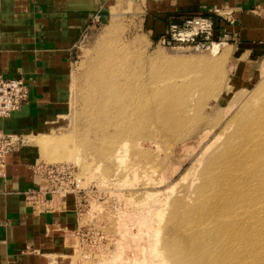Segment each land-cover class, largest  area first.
Listing matches in <instances>:
<instances>
[{
  "label": "rangeland",
  "instance_id": "obj_1",
  "mask_svg": "<svg viewBox=\"0 0 264 264\" xmlns=\"http://www.w3.org/2000/svg\"><path fill=\"white\" fill-rule=\"evenodd\" d=\"M122 1L119 11L113 9L115 2L105 18L95 17L76 45L68 110L59 124L23 145L34 147L39 166H67L86 183L76 195L56 196L61 204L73 198L79 219L70 234L73 264H181L168 249L190 238L173 228L177 203L192 211L206 193L196 192L209 166L205 160L212 161L230 130L244 119L264 122V63H257L258 76L232 77L234 54L215 28L206 42L163 45L143 26V0ZM125 84L141 91L151 85V104L141 92L133 95L141 108L121 114L111 107L117 97L114 86ZM248 105L258 112L247 115L242 108ZM125 112L134 113L135 122L141 118L134 148L120 132ZM148 115L153 121L145 120ZM256 167L264 177V160ZM227 193L225 182L217 187L215 200ZM257 236L264 243V232ZM219 253L216 249L210 257ZM258 258L264 262V252ZM224 262L249 264L239 246L228 251Z\"/></svg>",
  "mask_w": 264,
  "mask_h": 264
},
{
  "label": "crops",
  "instance_id": "obj_2",
  "mask_svg": "<svg viewBox=\"0 0 264 264\" xmlns=\"http://www.w3.org/2000/svg\"><path fill=\"white\" fill-rule=\"evenodd\" d=\"M114 3L117 11L123 7L122 0H0V75L21 77L29 87L27 103L0 118L1 133L22 135L26 143L59 124L68 110L75 47L93 19L103 18ZM215 10L218 39L231 48L237 65L231 76H258L264 0H143L142 23L156 39L187 14ZM40 183L33 146L8 153L0 177V264H73L70 234L79 223L74 200L61 204L46 194L32 205L25 195Z\"/></svg>",
  "mask_w": 264,
  "mask_h": 264
},
{
  "label": "bare ground",
  "instance_id": "obj_3",
  "mask_svg": "<svg viewBox=\"0 0 264 264\" xmlns=\"http://www.w3.org/2000/svg\"><path fill=\"white\" fill-rule=\"evenodd\" d=\"M112 22L114 25L115 21ZM110 30L113 29L107 31ZM144 89L141 91L142 89L130 84L114 86L117 97L110 103L111 107L120 110L121 114L122 110L127 108H141L138 105L140 100L135 99L133 95L146 93L148 98L145 101L148 103L153 88L146 85ZM128 97L133 100L127 99ZM149 103L151 104V101ZM242 111L247 115L258 112L249 105L244 106ZM126 112L123 116L125 127L120 132L125 137L126 145L129 143L134 148L138 135H141L135 131L141 118L135 122L137 116ZM145 120L153 121V118L148 115ZM129 129L133 130L132 135L128 137ZM263 129L264 122L260 125L249 124V120L244 119L242 125L230 130L218 145L212 161L205 160V164L209 166L202 174L204 183L196 192L201 193V190L205 189L206 193L197 198L192 211L186 203H177L174 213L176 223L172 222L173 228L182 235L190 234L189 239L174 241L168 246L169 252L178 258L179 263L184 264L183 261H186L189 264H217L218 261L221 264L228 251L239 246L246 253L249 264H264L258 258L259 253L264 252V243L262 238L257 236L259 232H264V177L255 170L264 160V136L260 135ZM225 182L228 193L221 194L219 199L215 200L217 187L220 188ZM209 188L212 189L210 195ZM184 211L193 216L186 215ZM200 218H203V221ZM204 231L210 240L201 236ZM216 249L220 252L219 256L211 258L210 253ZM249 255L253 258L252 262Z\"/></svg>",
  "mask_w": 264,
  "mask_h": 264
},
{
  "label": "built area",
  "instance_id": "obj_4",
  "mask_svg": "<svg viewBox=\"0 0 264 264\" xmlns=\"http://www.w3.org/2000/svg\"><path fill=\"white\" fill-rule=\"evenodd\" d=\"M217 11L207 15L183 16L179 22L168 24L166 31L155 41L163 45L177 43L198 44L212 37L215 21L212 16ZM29 87L21 78H11L0 75V118H7L18 111L28 101ZM22 135H7L0 132V177L4 175L6 156L9 152L24 144ZM41 183L37 189L27 192L26 200L32 205L39 204L42 196H66L83 191L86 183L81 178H75L67 166H39Z\"/></svg>",
  "mask_w": 264,
  "mask_h": 264
},
{
  "label": "trees",
  "instance_id": "obj_5",
  "mask_svg": "<svg viewBox=\"0 0 264 264\" xmlns=\"http://www.w3.org/2000/svg\"><path fill=\"white\" fill-rule=\"evenodd\" d=\"M185 16H193V15H189V14H187V15H185ZM180 21V20H179ZM179 21H177V22H179Z\"/></svg>",
  "mask_w": 264,
  "mask_h": 264
}]
</instances>
